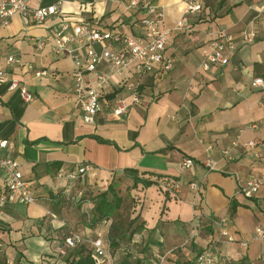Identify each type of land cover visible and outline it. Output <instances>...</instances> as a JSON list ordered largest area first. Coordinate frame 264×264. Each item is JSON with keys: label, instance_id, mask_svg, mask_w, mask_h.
I'll use <instances>...</instances> for the list:
<instances>
[{"label": "crops", "instance_id": "0c3cea01", "mask_svg": "<svg viewBox=\"0 0 264 264\" xmlns=\"http://www.w3.org/2000/svg\"><path fill=\"white\" fill-rule=\"evenodd\" d=\"M150 1L163 12L158 30L173 31L166 47L173 68L163 72L156 67L140 78L129 68L128 82L139 80L141 102L122 116L113 109L125 94L124 81L113 77L102 90L94 123L85 121L74 93L72 58L54 55L50 45L39 50L35 41L52 36L64 21L140 36L142 11L129 10L119 0H31L32 8L58 5L60 12L27 26L18 13L6 24L0 20V70L25 81L33 94L27 102L19 90H9V82L0 83V139L14 144L4 153L20 164L37 196L27 205L0 202V243L8 264L61 261L70 251L64 236L71 230L107 239L111 220L84 226L79 211L66 202L99 182L113 183L126 204L116 217L122 225L111 234L121 241L114 248L117 264H192L209 248L230 255V264H264V238L256 232L264 230V185L252 197L240 190L248 177L264 179V88L252 85L255 78L264 81V0H216L207 7L201 0ZM194 4L200 9L191 11ZM212 11L217 16L210 18ZM250 29L256 39L241 41ZM222 32L238 37L237 49L226 52V65L204 70L203 51ZM112 47L121 50L120 44ZM94 48L101 50L99 44ZM9 55L19 61L9 65ZM35 70L48 74L36 77ZM86 80L95 85L92 74ZM236 138L256 145L236 148L234 160L222 158L219 150ZM185 157L195 160L192 168H182ZM207 158L216 162L214 169L205 164ZM85 163L93 169L76 179L58 175L77 172ZM127 168L154 183L134 185L123 172ZM174 182L180 184L177 191ZM0 196H7L1 170ZM223 217L230 220L235 242L214 243ZM199 224L205 234L198 233ZM208 228L213 234L206 233ZM240 241L249 242L246 251Z\"/></svg>", "mask_w": 264, "mask_h": 264}, {"label": "built area", "instance_id": "2783aa9c", "mask_svg": "<svg viewBox=\"0 0 264 264\" xmlns=\"http://www.w3.org/2000/svg\"><path fill=\"white\" fill-rule=\"evenodd\" d=\"M123 2L127 9L142 11L141 24L144 32L140 36L130 34L113 33L111 30H101L94 28L89 22L64 21L54 31L52 36L39 38L35 41L36 47L41 50L47 45L51 46L54 55L68 54L73 60L72 76L74 79V93L77 101L84 112V119L87 123H94L100 111V100L102 90L111 84L113 77H121L124 81L125 94L116 99L113 112L116 116H122L129 112L131 105L141 102V92L139 80L134 83L128 82V69L133 68L138 78L147 75L161 68L163 72H168L173 68V58L167 54V44L173 31L166 29L159 31L158 26L163 17L160 7L150 0H119ZM200 4L190 6L191 11L200 9ZM58 5L32 8L31 0H0V20L3 24L18 13L27 26L31 23L43 22L47 17L59 14ZM181 25V22H179ZM257 37L254 29L243 32L239 39L245 43L253 42ZM238 37L228 32H222L215 38L208 49L203 51L201 67L209 70L214 65H226L229 58L227 51L237 49ZM95 44L101 46V50L94 48ZM113 44H120L121 50L112 47ZM19 60L9 55L7 62L9 65L17 63ZM32 69V67L30 68ZM36 77L46 76L47 70H35ZM92 74L95 85H91L86 80V75ZM9 82V90H19L21 97L29 102L33 98L25 81L17 78H9L6 71L0 70V83ZM253 86L264 88L262 78H255ZM127 94L131 97V103L127 101ZM254 141L241 142L239 138L232 141L231 145L219 150L220 156L226 160L236 158L235 149L239 146L255 147ZM14 149V144L9 139H0V170L4 176V186L7 196H0V202L10 201L12 203L31 204L37 200L31 183L24 179L20 164L9 154ZM205 164L214 169L216 162L212 158H207ZM195 165V160L185 157L181 166L183 169H190ZM93 169V166L85 163L80 165L77 172L67 174L59 173V177L76 179L79 174ZM194 189L198 186L191 184ZM264 185V179L248 177L240 183V190L246 196L252 197L259 192ZM180 184L174 182L172 189L178 190ZM218 232L214 243L235 242L236 238L231 233L230 220L223 217L217 221ZM257 235L264 238V230L257 228ZM84 241V237L76 232H71L65 239L67 249H73ZM93 247L92 258L95 264H117L110 249L109 243H105L102 238L91 240ZM243 250L249 246L248 241H240ZM0 251H4L0 243ZM233 258L230 255L217 253L212 248L204 250L197 257L198 264H230ZM252 264V263H248Z\"/></svg>", "mask_w": 264, "mask_h": 264}, {"label": "trees", "instance_id": "16d2710c", "mask_svg": "<svg viewBox=\"0 0 264 264\" xmlns=\"http://www.w3.org/2000/svg\"><path fill=\"white\" fill-rule=\"evenodd\" d=\"M220 2L224 4L228 2V0H221ZM230 8L226 10V13H229L231 11ZM123 172L126 176H130L134 178V185H137L139 182H142L146 186L152 185L154 183L150 180L143 179L141 176H139V171L136 169L127 168L124 169ZM86 189L87 190L80 191V193H77V195L76 193L69 195L66 199L67 206L70 209L74 207L75 211H79L82 217L81 223L89 228L100 227L104 224H108L111 220V223L108 224L109 235L107 239H103V240L105 241V243H109L112 253L115 254L114 248L119 247L121 241L114 238L111 234L112 232L116 231L119 228V226L122 225V222L116 221V217L117 215L123 214L122 209L124 208V206H126V204L124 205L125 200L117 191L113 183H110L107 189L100 191L97 194L92 193L93 190H91V187L89 188L87 187ZM87 203H89V207L85 208V205ZM236 206H237L236 202L233 201L232 213L236 211ZM197 230L198 233L200 232L199 234L201 233L205 234V232H203L204 227L201 226V224L197 226ZM205 231L206 233L209 232L211 234H213L214 232L212 228H208V230L205 229ZM71 232L74 231L71 230L70 232H67L65 234L64 240L70 235ZM96 238H100V237H93V238L84 237V241L80 245L76 246L73 249H70V251L67 252V255L64 256L61 261L57 260L56 262H54V264H95L92 258L93 247L91 244V240ZM84 244L91 245V248L86 247ZM202 252H200L199 254H201ZM199 254H197L196 258H194L192 264H198L197 257L199 256ZM0 264H8V256L5 250L0 251ZM176 264L179 263L176 262Z\"/></svg>", "mask_w": 264, "mask_h": 264}, {"label": "rangeland", "instance_id": "374dc122", "mask_svg": "<svg viewBox=\"0 0 264 264\" xmlns=\"http://www.w3.org/2000/svg\"><path fill=\"white\" fill-rule=\"evenodd\" d=\"M220 1V0H219ZM201 5H205L206 7L208 6V4L209 3H213V2H216V0H201ZM217 12L216 11H212L210 14H208L209 16H210V18H213V17H215V16H217V14H216ZM97 185H90L89 187H91V190H93V192L92 193H94V194H97L98 192H100V191H103V190H105V189H107V187H108V185L109 184H107V183H105L104 185H100V182L99 183H96ZM88 187V188H89ZM84 190H87L86 188H81V190L80 191H84ZM80 191L78 192V193H80ZM120 191V190H119ZM81 194H83V193H81ZM89 207V203H87L86 205H85V208H88ZM200 233V232H199ZM49 262V261H48Z\"/></svg>", "mask_w": 264, "mask_h": 264}]
</instances>
